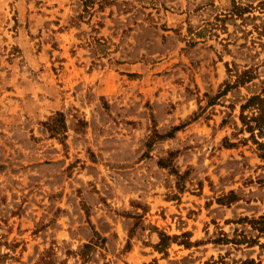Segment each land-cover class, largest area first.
I'll use <instances>...</instances> for the list:
<instances>
[{"label": "rangeland", "instance_id": "rangeland-1", "mask_svg": "<svg viewBox=\"0 0 264 264\" xmlns=\"http://www.w3.org/2000/svg\"><path fill=\"white\" fill-rule=\"evenodd\" d=\"M259 1L0 0V264H264Z\"/></svg>", "mask_w": 264, "mask_h": 264}, {"label": "trees", "instance_id": "trees-1", "mask_svg": "<svg viewBox=\"0 0 264 264\" xmlns=\"http://www.w3.org/2000/svg\"><path fill=\"white\" fill-rule=\"evenodd\" d=\"M259 2H260L259 5L262 8H264V0H260ZM232 8L233 10L231 11L233 12L231 14L233 13L238 14V12H240L239 14H241L242 16L248 10L247 5L241 6L236 3L233 4ZM250 77H251L250 70L245 69L238 74L236 82L245 83L246 81L250 79ZM246 107H249L255 110V114L252 116H249L248 118L242 115V120L244 121V124L246 125V127L251 131H253L254 129H257L259 131L264 130V94L262 95V94L256 93V94H252L249 97H247L246 101L241 105L242 110ZM245 218L250 223L251 227L257 231L258 234H256L254 238L248 237L247 234H244L240 236L239 238H236V237L232 238L231 241L234 243H240L243 241H246L248 243L250 242L258 243L257 238L260 235H264V215H260L258 217H253V218H247V217ZM259 245L264 246L263 243H259Z\"/></svg>", "mask_w": 264, "mask_h": 264}]
</instances>
